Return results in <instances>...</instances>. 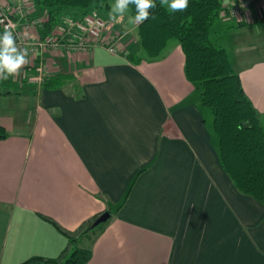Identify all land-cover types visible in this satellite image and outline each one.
<instances>
[{
	"label": "crops",
	"instance_id": "1",
	"mask_svg": "<svg viewBox=\"0 0 264 264\" xmlns=\"http://www.w3.org/2000/svg\"><path fill=\"white\" fill-rule=\"evenodd\" d=\"M244 1L221 0L211 39L227 49L264 126V0L231 14ZM15 2L0 0L12 10ZM24 5L20 33L37 37L40 26H24L47 11ZM111 7L104 17L115 25L102 42L116 53L48 50L27 65L41 61L46 79L66 84L0 89V264L61 254L66 239L40 215L75 230L106 212L87 264H264V205L221 168L212 115L186 79L179 43L150 60L131 17L113 19Z\"/></svg>",
	"mask_w": 264,
	"mask_h": 264
},
{
	"label": "trees",
	"instance_id": "2",
	"mask_svg": "<svg viewBox=\"0 0 264 264\" xmlns=\"http://www.w3.org/2000/svg\"><path fill=\"white\" fill-rule=\"evenodd\" d=\"M47 11L40 34H50L65 16L80 17L89 13L105 15L115 0H35ZM149 19L137 28L140 45L150 60L157 59L170 40H176L185 58L186 79L200 90L201 105L213 118V133L217 138L220 166L234 187L244 196L264 205V126L242 88L239 75L233 69L227 51L212 43L211 32L223 12L221 0H188L186 11L171 12L155 0ZM68 9H80L70 15ZM130 15L135 16L134 6ZM131 61H140L130 58ZM70 79L65 76L48 78L44 87H59ZM18 85H21L18 87ZM32 91L33 85L0 81V89ZM8 137L0 125V140ZM130 191V189H129ZM128 191V193H129ZM99 214L83 222L75 230H67L52 219L40 215L62 235L67 245L55 259L34 257L22 264H87L91 250L81 249L79 242L93 233L91 226ZM102 227L99 226L98 229Z\"/></svg>",
	"mask_w": 264,
	"mask_h": 264
},
{
	"label": "built area",
	"instance_id": "3",
	"mask_svg": "<svg viewBox=\"0 0 264 264\" xmlns=\"http://www.w3.org/2000/svg\"><path fill=\"white\" fill-rule=\"evenodd\" d=\"M15 1L17 6L15 10H12L10 5L0 4V31L3 33L5 29L12 31L17 45L28 47L29 57L36 59L48 50L61 48L73 52H87L94 47H105L108 52L116 53L114 41L108 45L102 42L105 33L115 25L112 19L104 20L95 12L80 17L65 16L50 34L26 38L20 33V25L16 19V15L26 18L24 0ZM250 3L249 0L242 2L238 7L231 10V14H236L242 8H247ZM41 24L38 21H31L24 28L26 31H30L33 27L41 26ZM45 75V65L39 61L24 66L20 70L19 79L20 83L39 86L46 80Z\"/></svg>",
	"mask_w": 264,
	"mask_h": 264
},
{
	"label": "clouds",
	"instance_id": "4",
	"mask_svg": "<svg viewBox=\"0 0 264 264\" xmlns=\"http://www.w3.org/2000/svg\"><path fill=\"white\" fill-rule=\"evenodd\" d=\"M161 6L175 13L186 11L188 0H160ZM134 6L136 14L131 17V23L139 27L145 20L149 19L152 9L156 8L155 0H115L111 7V17H119L121 20L129 12V7ZM28 47H19L15 41L12 31L5 29L0 35V81H5L9 77L18 76L20 70L29 63ZM30 151V149H29ZM25 155H28L26 151Z\"/></svg>",
	"mask_w": 264,
	"mask_h": 264
},
{
	"label": "rangeland",
	"instance_id": "5",
	"mask_svg": "<svg viewBox=\"0 0 264 264\" xmlns=\"http://www.w3.org/2000/svg\"><path fill=\"white\" fill-rule=\"evenodd\" d=\"M114 4V2H110V6H112ZM42 8V7H41ZM165 8L166 9H168L167 8V6L165 5ZM43 9V8H42ZM169 10V9H168ZM68 11H81L80 9H68ZM126 15H128V17H132L131 15H130V9H129V12L126 14ZM99 16L101 17V18H103L104 20H107V18L106 17H104V15H102V14H99ZM216 24V23H215ZM215 24H214V26H215ZM131 25H132V23H131ZM131 27V26H130ZM214 28V27H213ZM212 31H213V29H212ZM1 33V32H0ZM211 35H212V32H211ZM174 42H177L176 40L174 41ZM226 51H227V49L226 48H224ZM208 121V123L209 124H211V127L213 126V120H207ZM214 140H215V143L217 144V139H216V137H215V135H214ZM100 226H102V225H100ZM101 228V227H100ZM100 228L98 229V227L96 228V230L93 232V233H91L88 237H85V238H83L80 242H79V244H78V246L77 247H79V248H81V249H87L89 246H90V240L97 234V232L100 230Z\"/></svg>",
	"mask_w": 264,
	"mask_h": 264
},
{
	"label": "water",
	"instance_id": "6",
	"mask_svg": "<svg viewBox=\"0 0 264 264\" xmlns=\"http://www.w3.org/2000/svg\"><path fill=\"white\" fill-rule=\"evenodd\" d=\"M110 219V214L108 212L103 213L101 216H99L95 222L92 224L91 228L95 229L99 227L100 225L105 224Z\"/></svg>",
	"mask_w": 264,
	"mask_h": 264
}]
</instances>
